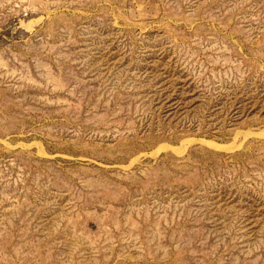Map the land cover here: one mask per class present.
Instances as JSON below:
<instances>
[{
  "label": "rangeland",
  "instance_id": "1",
  "mask_svg": "<svg viewBox=\"0 0 264 264\" xmlns=\"http://www.w3.org/2000/svg\"><path fill=\"white\" fill-rule=\"evenodd\" d=\"M0 264H264V0H0Z\"/></svg>",
  "mask_w": 264,
  "mask_h": 264
}]
</instances>
